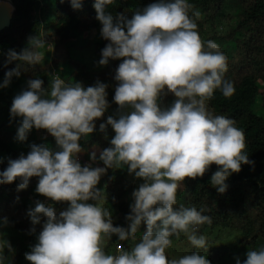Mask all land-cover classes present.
<instances>
[{"label": "clouds", "instance_id": "1", "mask_svg": "<svg viewBox=\"0 0 264 264\" xmlns=\"http://www.w3.org/2000/svg\"><path fill=\"white\" fill-rule=\"evenodd\" d=\"M115 2L95 0L93 4L102 25L100 35L108 41L98 64L121 60L114 76L118 117L108 116L99 124L100 132L110 126L115 133L111 146L99 153L103 167L81 166L78 154L83 151L79 141L93 133L95 121L109 107L106 83L97 80L84 87L52 73L50 88L42 87L39 78L30 79L27 89L12 100L10 115L21 118L16 139L22 142L33 128L44 129L54 138L56 149L31 145L26 156L8 159L0 184L19 178V191L28 187L31 177H38L37 193L68 202L59 215L39 201L28 210L32 225L39 224L41 216L47 219L25 259L30 264H211L199 251L170 259L166 250L172 246V237L181 233L193 248L208 249L199 228L211 224V217L203 214V208L176 206L177 190L185 177H202L215 164L218 168L210 182L223 194L228 188L225 181L242 164L254 166L235 120L214 115L206 107L215 91L226 98L235 92L234 83L225 78L228 58L215 42L200 38L189 15L193 7L189 0H156L134 11L130 19L120 15L114 21L105 9ZM70 5L78 10L82 0H70ZM46 46L45 38L30 37L28 47L19 53L9 50L7 60L33 65L42 59L37 49ZM21 71V63L6 71L0 88H6ZM168 93L175 99L162 107L161 98ZM89 158L95 162L96 152ZM124 166L143 180L131 194L127 228L113 226L112 211L104 206L108 198L97 188L107 169ZM142 223L145 231L130 250L117 244L114 254L105 252V239L134 238ZM34 231L33 227L29 234ZM5 246L13 251L7 241H0V253ZM5 259L0 254V264ZM236 264H264V246L248 250L246 259H237Z\"/></svg>", "mask_w": 264, "mask_h": 264}, {"label": "trees", "instance_id": "2", "mask_svg": "<svg viewBox=\"0 0 264 264\" xmlns=\"http://www.w3.org/2000/svg\"><path fill=\"white\" fill-rule=\"evenodd\" d=\"M14 10L10 23L0 31V82L6 71L22 65L21 75L13 77L6 88H0V172L7 167L8 159H17L27 155L31 145H46L56 149L54 138L44 129L33 128L24 141L16 139L20 126V117L10 115L13 98L27 89V81L39 78L42 87L50 88L51 75L62 67L59 74L66 82H80L84 87L92 86L97 80L106 83L108 88V109L95 121V130L79 141L83 151L78 154L81 166L90 160L89 154L96 152L97 160L90 161L93 167H103L98 159L100 151L110 147L114 131L110 126L105 132L99 131V124L106 122L108 116L118 117L119 106L113 102L115 70L121 60H109L105 66L98 64L101 50L108 41L100 35L102 25L96 19L93 7L95 0H82V7L74 10L70 0H10ZM156 0H116L106 6L114 21L117 16H132L133 6L147 5ZM193 6L189 12L197 24V31L203 41L215 42L228 58V71L225 78L232 81L235 92L231 97H224L219 90L212 99L206 101L208 111L214 115H224L235 120L236 127L245 135V152L254 166L241 165L238 173H233L225 183L228 188L220 194L211 185V175L218 166L212 164L202 177H185L177 190V205L203 208V214L212 219L211 224L201 225L199 231L207 239V251L195 249L191 245L187 252L199 251L210 260L211 264H236L243 262L248 250L264 246V0H189ZM233 11V13H229ZM198 13V15H193ZM223 20L225 23H223ZM225 31H219L221 24ZM45 38L48 50L47 61L39 65L25 62H8L9 50L19 53L28 47L30 37ZM91 48L96 55L95 65L90 66L84 56L76 50ZM42 49H37L41 51ZM93 63V64H94ZM98 64V65H97ZM175 97L168 93L161 98V106L171 105ZM98 162V163H96ZM38 177H31L26 189L17 190L19 178L10 184H0V241H7L13 251L5 246L2 255L5 264H30L25 254L38 243L37 237L47 219L41 216L39 224L32 225L27 212L36 206V202L51 205L54 212L66 210L68 202L52 201L35 191ZM97 188L102 190L112 211L113 226L127 228L125 216L129 214L132 192L135 183L129 178L127 166L120 169H107ZM18 197V199H17ZM114 198V201H113ZM88 203H92L88 201ZM95 203V202H93ZM35 231L29 234V230ZM145 231L142 223L134 238L118 241L115 236L104 244L106 253L116 252L117 242L124 248L131 249ZM224 234V236H222ZM187 240L172 237V242ZM166 250L167 256H174V251Z\"/></svg>", "mask_w": 264, "mask_h": 264}, {"label": "rangeland", "instance_id": "3", "mask_svg": "<svg viewBox=\"0 0 264 264\" xmlns=\"http://www.w3.org/2000/svg\"><path fill=\"white\" fill-rule=\"evenodd\" d=\"M141 9H143V6L134 4L133 11L132 12L137 11V10H141ZM229 13H233V11H229ZM223 23H225L224 20H223ZM223 23L221 24V27L219 28V31H225L224 24ZM49 49L50 48L47 47V48H44L43 50L39 51L42 54V59L38 62L39 65H42V64H44L47 61V59H48V50ZM76 53L78 55H80V56H84V58L86 60H88V63H89L90 66L95 65L94 61L96 59V55L94 56V52H93V50L91 48H88L87 47L85 49H79V50H76ZM62 71H63V69H62V67H60V69H57L53 73L60 74ZM89 162H90V160L87 161L86 163L89 164ZM96 163H98V162H96ZM129 178L132 179V181L135 183V188L136 189L139 187V185L141 183H143V180L141 178H136L134 176V174H131V175L129 174ZM90 202L93 203L94 201H90ZM222 236H224V234H222ZM108 241L109 240L105 239L104 244L107 243ZM116 242H117V244L120 243L117 240H115L114 243H116ZM190 245L191 244L188 241V239L187 240H183V241L181 240L179 242L176 241L175 244L172 242V246H171V249L170 250L171 251H174V254L173 255L174 256L177 255V258H179V257L187 254Z\"/></svg>", "mask_w": 264, "mask_h": 264}, {"label": "water", "instance_id": "4", "mask_svg": "<svg viewBox=\"0 0 264 264\" xmlns=\"http://www.w3.org/2000/svg\"><path fill=\"white\" fill-rule=\"evenodd\" d=\"M12 7H13V5H12ZM13 10H14V7H13V9L9 15H7L4 11L0 10V31L9 25L10 19H11L12 14H13Z\"/></svg>", "mask_w": 264, "mask_h": 264}, {"label": "bare ground", "instance_id": "5", "mask_svg": "<svg viewBox=\"0 0 264 264\" xmlns=\"http://www.w3.org/2000/svg\"><path fill=\"white\" fill-rule=\"evenodd\" d=\"M12 9L13 7L9 0H0V10L4 11L7 15H9Z\"/></svg>", "mask_w": 264, "mask_h": 264}]
</instances>
